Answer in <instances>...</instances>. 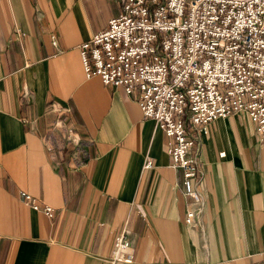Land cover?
<instances>
[{"label": "crops", "instance_id": "0c3cea01", "mask_svg": "<svg viewBox=\"0 0 264 264\" xmlns=\"http://www.w3.org/2000/svg\"><path fill=\"white\" fill-rule=\"evenodd\" d=\"M121 11L122 0H0V264H111L124 226L133 264H264V141L248 117L200 136L191 228L163 131L123 88L86 77L79 45Z\"/></svg>", "mask_w": 264, "mask_h": 264}, {"label": "built area", "instance_id": "2783aa9c", "mask_svg": "<svg viewBox=\"0 0 264 264\" xmlns=\"http://www.w3.org/2000/svg\"><path fill=\"white\" fill-rule=\"evenodd\" d=\"M86 77L132 96L166 136L181 173L184 222L201 228L197 144L218 118L244 113L264 141V0H122L119 16L79 45ZM151 159L144 167H152ZM24 202L47 217L29 193ZM131 230L118 234L111 264H133Z\"/></svg>", "mask_w": 264, "mask_h": 264}]
</instances>
